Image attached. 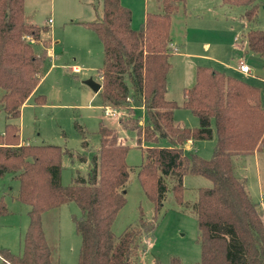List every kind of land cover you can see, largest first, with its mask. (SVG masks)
<instances>
[{
  "label": "trees",
  "instance_id": "trees-1",
  "mask_svg": "<svg viewBox=\"0 0 264 264\" xmlns=\"http://www.w3.org/2000/svg\"><path fill=\"white\" fill-rule=\"evenodd\" d=\"M228 6H242L246 24L254 21L256 0H221ZM264 5V0H261ZM186 0H153L139 28L131 26L132 11L120 0H102L101 17L82 22L102 43L103 64L99 69L103 106L120 112L124 127L134 128L143 160L138 180L153 204V216L140 211L136 224L119 236L112 224L125 204L123 188L128 179V146L118 141L117 131L99 122V146L85 174L60 182L62 155L68 148L55 144L21 142V106L31 96L49 67V39L41 40L47 26L26 21L24 0H0V107L8 121L0 133V179L11 174L18 182L16 198L28 206V224L18 254L0 247L10 264H50V249L42 229V214L67 202H74L80 214H72L80 236L77 264H140L144 238L153 236L163 201L171 183L177 203H183V177L196 174L211 181L199 187L193 204L200 245V264H264V220L235 173L233 158L252 154L264 145V107L256 85L215 69L197 65L194 83L183 89L180 104L167 99V74L171 68L172 18L184 11ZM30 36L32 42L26 37ZM247 49L263 59L264 28L245 33ZM40 44V45H39ZM35 45L39 46L38 50ZM44 95L34 96L43 103ZM140 106L145 120L136 123ZM183 107L197 117L188 127L174 118ZM216 137L210 158L186 155L187 141ZM166 140L169 144H161ZM85 145V141L82 142ZM8 209L0 196V215ZM154 264H162L158 260ZM168 264H181L170 257Z\"/></svg>",
  "mask_w": 264,
  "mask_h": 264
},
{
  "label": "rangeland",
  "instance_id": "rangeland-1",
  "mask_svg": "<svg viewBox=\"0 0 264 264\" xmlns=\"http://www.w3.org/2000/svg\"><path fill=\"white\" fill-rule=\"evenodd\" d=\"M256 1L259 3L257 15L249 24L242 18L244 7L228 6L221 0H187V18L184 17L178 26L176 19L181 16L179 14L174 17L173 23L174 29L178 26L180 42H185L184 50L207 56L191 58L200 64L224 71L219 61L233 65L239 56L244 58L250 67L249 74L232 70L225 73L258 86L264 107L263 59L247 49L245 38L248 29L264 28V5L261 0ZM127 4L133 12L132 24L137 28L142 20L140 14L143 2L136 0ZM151 6L150 0L148 8L151 9ZM24 10L28 23L47 26V32L41 33V40L47 39L46 35L51 38L48 47L53 50V59L34 95L43 94L44 102L35 103L33 96L21 106L18 119L20 136L28 143L55 144L72 151V155L64 154L61 158L60 182L67 185L77 174L86 173L89 160L99 146V122L116 129L118 141L128 146L126 162L129 165L128 179L123 188L126 202L117 212L111 227L117 237L126 226L136 224L140 211L144 218L151 219L153 204L145 196L137 175L143 160L140 146L145 147V143L137 139L138 132L134 128L122 125L118 110L117 118L104 117L99 91H93L84 82L91 78L101 83L99 67L103 64V52L96 33L79 24V21H93L98 18L97 14L101 16L102 0H24ZM49 17L52 23L47 22ZM26 39L32 42L30 36ZM38 48L35 45V49ZM180 59L177 53H171L169 60L172 68L168 75L169 92L166 96L178 104L183 99ZM74 65L79 67L78 72L70 69ZM174 111V118L178 122L188 127L198 125L197 117L190 110L178 107ZM135 113L137 118L134 122L142 123L145 120L143 109L137 106ZM7 121L0 107V133ZM161 144L169 143L163 140ZM216 144L215 136L186 142L183 152L186 155L195 153L208 159ZM233 162L236 175L244 181L264 220V145L257 153L235 156ZM209 186L211 181L208 178L185 174L183 203L179 204L173 196L171 183L168 184L161 215L153 236L144 238V250L138 263L154 264L158 260L168 264L170 257H177L181 264H200L193 204L198 188ZM17 193V180L11 174L4 175L0 179V196L4 198L8 213L0 215V247H7L16 254L22 251L23 234L28 224V206L16 198ZM72 214H80V209L76 203L67 202L41 218L42 229L51 248V264H77L80 236L75 231Z\"/></svg>",
  "mask_w": 264,
  "mask_h": 264
},
{
  "label": "crops",
  "instance_id": "crops-1",
  "mask_svg": "<svg viewBox=\"0 0 264 264\" xmlns=\"http://www.w3.org/2000/svg\"><path fill=\"white\" fill-rule=\"evenodd\" d=\"M121 2H122V4H124L125 6H127L128 7V5L129 4H127V3H132V2H134V1H136V0H120ZM137 1H139V0H137ZM140 1H142L143 2V10H142V13L140 14V19H142L141 20V22L139 23V26H140V24L143 22V20H144V18H145V14H146V12H147V10H148V3H149V1L150 0H140ZM151 1H153V0H151ZM186 3H187V0H186ZM131 7V6H130ZM185 7H186V5H185ZM185 9L186 8H184V11H182V10H180L178 13H176L174 16H173V18H172V41H171V43L173 44V46L174 47H176V51H172V52H174V53H177L179 56H180V62H181V70H182V73H181V83H180V86H181V92H182V95H183V89L184 88H187V87H189V86H191L193 83H194V80H195V68H196V66L197 65H199L200 64V62L199 61H194V60H192L191 58H193V57H207V56H204V55H198V54H193V53H190V52H187L186 50H184L183 48L185 47V42L183 41V42H180L181 41V39L179 38V36H180V32H179V30H178V26H179V24L180 23H182L183 22V18L184 17H186L187 18V13L185 12ZM132 11V10H131ZM179 14H181V16L179 17L178 15ZM175 16H178L177 17V28L176 29H174V27H175V23H173V20H175L174 19V17ZM97 17L98 18H100L101 16H100V14L98 15L97 14ZM97 18V19H98ZM132 18H133V12H132ZM48 19H51L50 17L48 18ZM47 19V20H48ZM133 20V19H132ZM131 20V26H132V28H134V29H137V28H139V26L137 27V28H135V26H133V24H132V21ZM82 22H87L86 20H82V21H79V24L80 23H82ZM51 23H52V19H51ZM47 34V33H46ZM45 38H47V39H49L50 40V42H51V38L49 37V36H47L46 35V37ZM184 39V38H183ZM100 40V39H99ZM185 41H186V38H185ZM102 44V43H101ZM235 47H237V46H235ZM181 49H183V51H181ZM241 51V50H240ZM102 52H103V48H102ZM47 54H48V56H49V67H51V61H52V55H53V50H52V48L49 46L48 48H47ZM239 58H241V56H239L238 58H237V60L236 61H234V63H233V65H231L230 63H227V62H220L219 61V63H220V65H222L224 68V72H227V71H229V72H231V70L232 71H235V72H238V73H240L238 70H237V62H238V60H239ZM102 59H103V57H102ZM244 59V58H243ZM245 61V60H244ZM246 62V61H245ZM201 65H205V64H201ZM209 66V65H208ZM212 67V66H211ZM171 68H172V64H171ZM171 68H170V70H171ZM49 69V68H48ZM72 71H75V69H76V72H78L79 71V67L78 66H72L71 68H70ZM99 69H100V67H99ZM216 69V68H215ZM169 70V71H170ZM218 70H220V69H218ZM226 70V71H225ZM169 71H168V74H167V81H168V89H167V92H166V96H167V94H168V92H169V79H168V75H169ZM223 71V70H222ZM44 76V75H43ZM43 76L41 77V79H40V81L42 80V78H43ZM99 78H100V75H99ZM40 81H39V83H40ZM39 83L37 84V86H36V88L34 89V91L32 92V94H31V96L30 97H28V99L30 100L31 99V97H33L34 95H35V92H36V89H37V87H38V85H39ZM101 84V83H100ZM100 90V89H99ZM43 95V94H42ZM26 100L23 104H25L27 101H29V100ZM171 100H174L173 98H171ZM175 112V111H174ZM20 139H21V142H25V143H28V142H26V141H24L22 138H21V136H20ZM189 142H191L192 143V141H187V143H189ZM258 151H255L254 153H257ZM245 187H246V190L248 191V194H249V190H248V188H247V186L245 185ZM249 196H250V194H249ZM261 206H263L262 204H261ZM258 207V206H257ZM54 209H56V208H54ZM54 209H51V210H49V211H46V212H44L43 214H42V218H43V216L47 213V212H50V211H52V210H54ZM41 221H42V219H41ZM44 236H45V239H46V241H47V244H48V240H47V238H46V235H45V233H44ZM48 246H49V244H48ZM4 248H7V247H4ZM8 249V248H7ZM49 249H50V255H51V248L49 247ZM9 250V249H8ZM51 262V261H50ZM0 264H10V263H8V262H6L4 259H3V257L0 255ZM51 264V263H50Z\"/></svg>",
  "mask_w": 264,
  "mask_h": 264
},
{
  "label": "built area",
  "instance_id": "built-area-1",
  "mask_svg": "<svg viewBox=\"0 0 264 264\" xmlns=\"http://www.w3.org/2000/svg\"><path fill=\"white\" fill-rule=\"evenodd\" d=\"M48 23L51 22V19L47 20ZM170 46L172 47L173 51H176V47L173 46L172 43H170ZM237 70L240 73L243 74H249L250 73V67L249 65L244 61V59L241 57L239 58L238 62H237ZM76 71V69H75ZM117 109H115L112 106H103V116L106 118H110V119H114L118 117V113L116 112ZM116 120V119H115Z\"/></svg>",
  "mask_w": 264,
  "mask_h": 264
},
{
  "label": "water",
  "instance_id": "water-1",
  "mask_svg": "<svg viewBox=\"0 0 264 264\" xmlns=\"http://www.w3.org/2000/svg\"><path fill=\"white\" fill-rule=\"evenodd\" d=\"M87 85H89L93 91L97 92L99 91V89L101 88V84L98 82H95L94 80H92L91 78L87 79L84 81Z\"/></svg>",
  "mask_w": 264,
  "mask_h": 264
}]
</instances>
